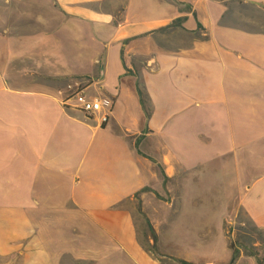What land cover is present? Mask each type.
Wrapping results in <instances>:
<instances>
[{"label": "crops", "instance_id": "crops-1", "mask_svg": "<svg viewBox=\"0 0 264 264\" xmlns=\"http://www.w3.org/2000/svg\"><path fill=\"white\" fill-rule=\"evenodd\" d=\"M260 13L264 0H0V264H258ZM181 33L194 39L168 40ZM79 83L114 100L108 123L65 103Z\"/></svg>", "mask_w": 264, "mask_h": 264}, {"label": "built area", "instance_id": "built-area-1", "mask_svg": "<svg viewBox=\"0 0 264 264\" xmlns=\"http://www.w3.org/2000/svg\"><path fill=\"white\" fill-rule=\"evenodd\" d=\"M71 93L65 103L83 112L88 118L100 116L103 123H108L113 113L115 102L110 97H90L86 94L82 84L70 86Z\"/></svg>", "mask_w": 264, "mask_h": 264}, {"label": "rangeland", "instance_id": "rangeland-1", "mask_svg": "<svg viewBox=\"0 0 264 264\" xmlns=\"http://www.w3.org/2000/svg\"><path fill=\"white\" fill-rule=\"evenodd\" d=\"M260 26L261 27H264V13H260ZM169 37H170V35H169ZM168 37V38H169ZM172 38H173V40H179V41H186L187 43L188 42H191L193 39H194V37L193 36H191L190 34H184V33H181V34H178V35H173L172 37H170L168 40H170V41H173L172 40ZM175 185H182L181 184V181L180 182H176L175 183ZM166 186H172V183L169 181L168 183H167V185ZM164 200L166 201V200H170V195H165L164 196ZM161 214L163 215V214H166V215H170V214H172L171 213V210L169 211L168 209H166V211H161ZM242 218L243 219H247L246 218V216H245V214L243 213V216H242ZM249 222V221H248ZM247 222V230H246V232L247 233H249L250 234V236H253V237H255L256 239H261V233H256V232H254V227H253V225L251 224V223H248ZM246 233V234H247ZM246 234H244L243 236H245V237H247V238H250V236H247ZM163 238L165 239V241L164 242H166L167 241V239L168 240H170L171 241V229H168V228H166V227H163ZM264 248H261V250H263ZM261 252V251H260ZM261 257H264V251L263 252H261Z\"/></svg>", "mask_w": 264, "mask_h": 264}, {"label": "trees", "instance_id": "trees-1", "mask_svg": "<svg viewBox=\"0 0 264 264\" xmlns=\"http://www.w3.org/2000/svg\"><path fill=\"white\" fill-rule=\"evenodd\" d=\"M183 19H179L177 20L173 25H171V27H175V26H181V23H182ZM141 98H142V102H143V105L147 111V115L150 117L151 116V111H150V108L148 107V101H147V98L144 94V92L141 90ZM168 181V180H167ZM146 190H152L151 188H146L144 189V191ZM257 232V231H255ZM261 240H262V237H261ZM263 242H264V238H263ZM252 255H255L258 259V264H264V257H261L259 252H251ZM177 262H179L180 264H191L185 260H177L175 259Z\"/></svg>", "mask_w": 264, "mask_h": 264}]
</instances>
